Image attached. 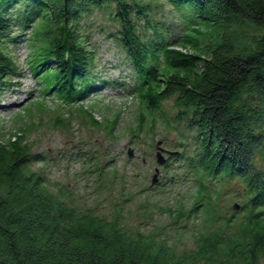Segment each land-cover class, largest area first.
I'll return each mask as SVG.
<instances>
[{"label":"trees","instance_id":"obj_1","mask_svg":"<svg viewBox=\"0 0 264 264\" xmlns=\"http://www.w3.org/2000/svg\"><path fill=\"white\" fill-rule=\"evenodd\" d=\"M164 4L186 18L172 41L169 28L153 20L162 0H0V95L24 75L7 46L25 42L27 70L42 83L41 99L53 92L56 112L69 108L55 126L68 124L76 107V116L79 111L99 127L83 106L96 54L79 24L109 9L118 26L110 37L129 60L128 90L140 108L131 134L144 125L152 130L156 114L167 122L163 106L170 101L172 124H184L194 147L182 152L186 138L179 133L182 151L170 157L191 156L183 167L195 186L190 206L177 197L174 208L156 210L173 222L200 214L202 230L191 235V247L179 248L164 229L131 226L123 206L114 205L108 216L79 207L73 194L51 192L32 169L44 157L32 151L23 131L6 139L0 133V264H264V0ZM43 105L37 101L24 112ZM118 118L119 112L107 118L109 136ZM95 172L99 179L105 175L98 164L88 170ZM212 182L220 183L218 192ZM101 184L98 194L106 189ZM167 184L172 189L177 179ZM227 184L241 187L234 192L237 210L220 203Z\"/></svg>","mask_w":264,"mask_h":264},{"label":"rangeland","instance_id":"obj_2","mask_svg":"<svg viewBox=\"0 0 264 264\" xmlns=\"http://www.w3.org/2000/svg\"><path fill=\"white\" fill-rule=\"evenodd\" d=\"M162 1L163 7L158 6L155 10L158 14L153 20L169 28L166 37L172 41L182 34L186 18L174 7L165 5V0ZM109 12V9L94 11L79 24L80 34L96 54L92 76L94 80L92 78L91 90L85 94L83 106L90 111L94 120L101 122L97 125L100 128L90 124L89 116L79 111L77 113L80 116H76V107L71 109L73 116L68 124L64 122L65 125L55 126L56 119L68 116L69 108L65 106L56 112L58 103L55 102L53 92L45 100L41 99L42 83L28 72L27 45L21 42L16 46H7L8 53L24 75L14 79L11 82L14 87L5 89L0 95V133L6 139L10 134L24 132L32 151L44 157L43 161L34 163L32 169L45 179L51 192L56 193L58 189L64 188L74 195L79 207L89 208L100 216H108L114 205L118 208L123 206L130 213L131 226L142 231L164 229L168 238L179 248H189L191 235L202 230L200 214L191 216L189 220L173 222L168 214H160L156 208H174L173 203L177 197L184 201V208L190 206L195 186L187 174L188 169L183 167L191 156L174 160L165 154L167 161L164 166H159L155 159L154 144L162 141L160 147L175 152L174 157L182 151V147L177 148L179 133H183L186 138V149L182 152L190 153L193 144L182 122L172 124L176 110L170 101L163 106L167 122L161 121L156 114L152 130L147 131L148 126L144 125L141 131L131 134V130H135L140 111L137 100L128 90L134 74L124 52L110 37L118 30V26L110 18ZM28 33L25 32L26 35ZM147 33L151 34L150 31ZM120 83L124 85L118 86ZM37 101L44 104L42 110L32 108L29 115L24 112L26 107ZM118 112L116 128L112 136H109L104 129L109 126L108 119H112ZM148 120L149 117H146L145 122ZM166 123L171 128H167ZM129 150L132 152L131 158L128 157ZM96 164L105 172L100 179L96 172L88 173ZM166 164L168 168H165ZM156 168L159 169L157 183L151 185ZM171 177L177 179V185L167 189V192L165 186ZM183 179L187 181L183 182ZM101 182L106 189L98 194L97 189H103L100 188ZM211 184L214 191L220 190V183ZM228 184L220 193V203L230 209L233 203L239 204L234 192L241 187L237 185L226 189ZM128 193H131L129 198Z\"/></svg>","mask_w":264,"mask_h":264},{"label":"water","instance_id":"obj_3","mask_svg":"<svg viewBox=\"0 0 264 264\" xmlns=\"http://www.w3.org/2000/svg\"><path fill=\"white\" fill-rule=\"evenodd\" d=\"M162 145V141H159V142H156L155 144V149H156V153H155V159H156V163L159 165V166H164L165 163H166V159L164 157L165 154H167L168 156H173V155H176L175 152H168L164 149H162L160 146ZM128 157H132V152L129 150L128 151ZM158 173H159V169L156 168L155 169V174L152 178V181H151V185H154L157 183V176H158ZM235 210L238 209V205H234L233 207Z\"/></svg>","mask_w":264,"mask_h":264}]
</instances>
